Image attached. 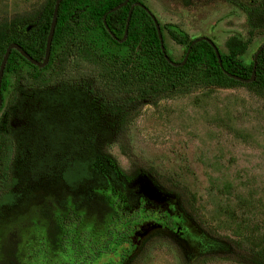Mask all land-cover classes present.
I'll return each instance as SVG.
<instances>
[{
    "label": "rangeland",
    "instance_id": "374dc122",
    "mask_svg": "<svg viewBox=\"0 0 264 264\" xmlns=\"http://www.w3.org/2000/svg\"><path fill=\"white\" fill-rule=\"evenodd\" d=\"M139 1L160 25L188 38L206 36L222 53L227 52L228 40H248L239 56L244 64L252 61L264 41L259 26H253L256 32L249 38L252 25L244 9L262 0ZM49 2L0 0V42L4 33L34 28ZM14 19L20 22L12 24ZM162 32L167 54L179 60L184 46L172 41L165 27ZM85 36L95 40L97 52L125 55V46H110L97 32ZM81 64H86L84 57ZM22 68L29 69L24 63ZM133 108L121 128L111 111L95 108L93 129L101 133L89 142L114 158L129 176L127 182L107 164H93V179L77 190L68 189L58 172L30 176L26 154L15 155L12 147H6L3 168L14 184L8 187L11 201L0 205V252L14 249L22 264H253L255 258L264 260V88L239 81L165 94ZM6 124L14 134L29 133L23 117L7 121L0 109V130ZM108 170L122 186L128 208L138 212L134 229L123 241L103 235L108 216L98 204L95 194L103 189L94 179L108 181ZM163 178L184 187L193 217L179 212L178 199L154 182ZM85 193L91 197L80 210L81 231L75 242L69 233L60 247L53 226L63 214L60 205L71 204ZM204 243L208 248H202Z\"/></svg>",
    "mask_w": 264,
    "mask_h": 264
},
{
    "label": "trees",
    "instance_id": "16d2710c",
    "mask_svg": "<svg viewBox=\"0 0 264 264\" xmlns=\"http://www.w3.org/2000/svg\"><path fill=\"white\" fill-rule=\"evenodd\" d=\"M121 1L61 0L48 61L41 68L27 62L16 50H10L0 79V109L7 121L13 116L23 117L30 129L28 135L14 134L11 131L13 128L7 124L5 129L0 130V187L3 188L0 205L11 201L8 187L14 184L13 177L8 176L3 168L1 156L6 147H12L15 155L26 154V167L30 176L58 172L61 182L68 189L77 190L80 184L92 180L90 167L93 164H107L127 182L129 176L117 166L114 158L103 148L89 143L93 139L91 136L101 133V130L93 129L97 120L95 108L111 111L115 125L121 128L130 119L135 103H150L159 96L187 92L194 88L239 82L223 71L242 78L250 75L252 61L244 64L239 57L246 49L248 40H228L227 52L219 51L220 67L206 41L192 43L195 37L188 38L186 34L158 22L162 37V28L165 27L169 38L184 46L182 56L176 62L181 61L189 47L182 64H170L160 51L150 16L137 5L132 8L124 40L117 42L111 35L116 38L122 36L129 5L140 2L127 0L125 5L110 11ZM52 5L53 0L46 5L34 28L2 35L0 58L6 44L15 42L33 59L41 60ZM244 9L252 25L248 30L250 38L256 32L253 26L264 29V0L254 8ZM103 15L108 30L102 23ZM18 22L19 19H14L11 23ZM93 32L101 34L110 46H125V55L113 51L97 52L95 40L84 38ZM82 57L86 60L85 65L81 64ZM22 63L29 69L23 70ZM246 83L264 88V45L256 57L254 78ZM120 150L126 155L122 148ZM108 171V181L101 177L94 179L99 185L97 188L103 189L95 194L98 204L102 206L103 215L108 216L103 235L107 239L113 238L114 242L123 241L134 229L138 212L128 208L122 186L113 172ZM166 179L154 182L178 199L179 212H186L193 217L184 187L176 180ZM90 197L91 193L81 194L73 198L71 204L60 205L63 214L56 217L53 223L60 247V242L69 233L72 234V242L76 241L75 237L84 224L80 210L87 205ZM207 245L204 243L202 248H208ZM235 256L240 257L237 254ZM251 263L264 264V260L255 258ZM0 264L22 262L14 249H9L0 252Z\"/></svg>",
    "mask_w": 264,
    "mask_h": 264
},
{
    "label": "water",
    "instance_id": "95a60500",
    "mask_svg": "<svg viewBox=\"0 0 264 264\" xmlns=\"http://www.w3.org/2000/svg\"><path fill=\"white\" fill-rule=\"evenodd\" d=\"M60 1L61 0H53L51 18H50V23H49L48 31H47V34H46V38H45L44 50H43V55H42L41 60L33 59L29 54H27L21 48V46L19 44L15 43V42H9V43L6 44V46L4 48V51L2 53V56L0 58V79H1V76H2V73H3L5 62L7 60V57L9 55L11 49L16 50L27 62H29L32 65H35L36 67L41 68L47 63L48 57H49V52H50L51 38H52L53 31H54L55 23H56L57 8H58V5H59ZM126 1L127 0L121 1L117 5L113 6L110 9V11H113V10L125 5ZM134 5H137V6L141 7V8H143V10L150 16V18H151V20L153 22L156 34H157L160 51H161L163 57L167 60V62H169L172 65L182 64L185 61L186 57H187V54H188V51H189V47L186 48L185 53H184L183 58L181 59V61L176 62V61L172 60L171 58H169L168 55L165 52L164 43H163V37H162L161 31H160V26H159L158 20L150 12V10L144 4H142L141 2H134L131 5H129V7L127 9V12H126V18H125L123 34H122V36L120 38H116L115 36L111 35L114 38V40H116L117 42H121V41L124 40V37H125V34H126V30H127L128 20H129V17H130V14H131V11H132V8H133ZM104 17L105 16L103 15L102 16V23H103L104 27L106 28V30H108L107 27H106L105 21H104ZM198 40H204L211 46V48H212V50L214 52V55L216 57L217 64L221 67L220 53H219V50H218L217 46L213 43V41L210 38L206 37V36H198V37H195L192 40V43L197 42ZM263 45H264V41L261 42V44L256 48L255 52L253 53L251 72H250V75L247 78H242L240 76L231 74V73L226 72V71H223V72L228 77H230L232 79H235L237 81H240V82H250V81H252L253 78H254V74H255L256 57H257V54L259 53V51H260V49L262 48ZM0 105H1V95H0Z\"/></svg>",
    "mask_w": 264,
    "mask_h": 264
}]
</instances>
